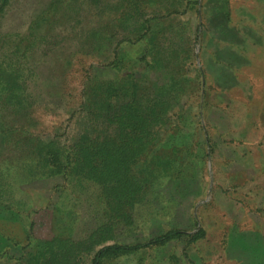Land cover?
I'll list each match as a JSON object with an SVG mask.
<instances>
[{
	"label": "rangeland",
	"instance_id": "rangeland-1",
	"mask_svg": "<svg viewBox=\"0 0 264 264\" xmlns=\"http://www.w3.org/2000/svg\"><path fill=\"white\" fill-rule=\"evenodd\" d=\"M0 64L19 75L0 99V264L53 238L78 264H264V0H0ZM95 76L171 102L132 204L43 176L22 144L73 137Z\"/></svg>",
	"mask_w": 264,
	"mask_h": 264
},
{
	"label": "trees",
	"instance_id": "trees-1",
	"mask_svg": "<svg viewBox=\"0 0 264 264\" xmlns=\"http://www.w3.org/2000/svg\"><path fill=\"white\" fill-rule=\"evenodd\" d=\"M14 70L0 64V99L2 97L5 104L11 103V96L17 93L19 75ZM136 83L135 78H130L128 86L125 83L118 86L116 82H105L95 76L79 107L83 126L77 127L73 137L69 135L63 141L56 135L23 139L25 152L33 155L41 174L45 177L61 174L67 181L72 179L77 186H97L117 204L136 201L146 187L145 164L141 166L139 162L145 161L159 130L172 116L168 109L170 99L161 103L145 94L140 95ZM171 98L175 100V97ZM31 106L28 100L17 107L10 106L8 116L5 114L7 122L21 126ZM5 125L0 129L4 138ZM97 130L98 133L93 136ZM5 184L0 173V199L7 193ZM177 235L178 231H171L157 241L164 242ZM79 247L80 244L70 245L66 239L46 240L27 264H78ZM109 248L124 251L132 247L114 245ZM109 248L103 246L98 253ZM1 255L7 257L8 251H3ZM95 257L97 259L99 254Z\"/></svg>",
	"mask_w": 264,
	"mask_h": 264
}]
</instances>
